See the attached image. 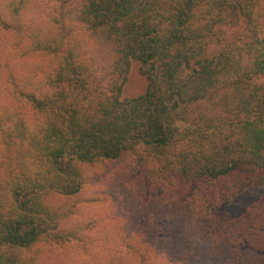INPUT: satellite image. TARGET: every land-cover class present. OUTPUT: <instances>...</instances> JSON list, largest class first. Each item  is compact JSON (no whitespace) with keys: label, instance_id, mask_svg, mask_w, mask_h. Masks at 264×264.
Wrapping results in <instances>:
<instances>
[{"label":"trees","instance_id":"1","mask_svg":"<svg viewBox=\"0 0 264 264\" xmlns=\"http://www.w3.org/2000/svg\"><path fill=\"white\" fill-rule=\"evenodd\" d=\"M256 186L264 0H0V264H264Z\"/></svg>","mask_w":264,"mask_h":264},{"label":"rangeland","instance_id":"2","mask_svg":"<svg viewBox=\"0 0 264 264\" xmlns=\"http://www.w3.org/2000/svg\"><path fill=\"white\" fill-rule=\"evenodd\" d=\"M146 85V78L139 71L138 63L133 61L130 66L127 80L123 85L121 97L131 98L138 96L144 92ZM263 194L264 186L247 188L236 195L229 204L221 207L219 211L230 218L238 217L248 206L253 202H256Z\"/></svg>","mask_w":264,"mask_h":264}]
</instances>
